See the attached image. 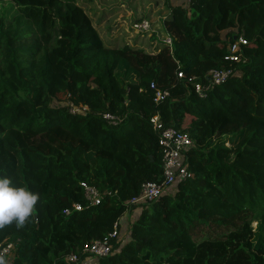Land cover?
I'll return each instance as SVG.
<instances>
[{
    "label": "trees",
    "instance_id": "1",
    "mask_svg": "<svg viewBox=\"0 0 264 264\" xmlns=\"http://www.w3.org/2000/svg\"><path fill=\"white\" fill-rule=\"evenodd\" d=\"M5 1L0 176L39 194L22 227L0 228V245L13 244L7 264H67L122 225L141 185L162 178L155 114L192 140L189 176L142 204L97 264H264V0L168 5L171 46L155 53L107 46L74 0ZM212 70L233 73L212 86ZM151 82L169 96L155 102ZM81 182L102 193L99 204Z\"/></svg>",
    "mask_w": 264,
    "mask_h": 264
},
{
    "label": "built area",
    "instance_id": "2",
    "mask_svg": "<svg viewBox=\"0 0 264 264\" xmlns=\"http://www.w3.org/2000/svg\"><path fill=\"white\" fill-rule=\"evenodd\" d=\"M174 4H179L187 6L191 0H172ZM175 5V6H177ZM133 30L136 33L145 34L149 32L150 25L147 20L139 21L133 24ZM141 35V36H143ZM168 38L165 40L161 39V42L168 47L171 46V38L167 35ZM245 39L240 36L237 41L230 47V59L238 60L236 52L241 48L242 45H245ZM231 70H212L210 71V81L212 86L218 85L222 82H225L230 75H232ZM179 77H183L181 72L178 73ZM150 90L154 92V101L158 102L165 99L169 96L167 91H162L158 89L154 82H151L149 85ZM203 88L199 85L196 86V92L201 95ZM69 112L83 113L88 108L87 106L79 105L75 106L72 103H67ZM105 120L112 124H116V118L111 114L105 113L102 115ZM150 122L153 125V128L159 133V145L161 147L162 154V178L158 182H145L141 185L140 193L137 197H133L127 204L136 205V209H141V205L156 200L164 193H173V186H175L180 181L185 180L189 176L186 165V154L193 147V142L190 137L174 128H162L160 117L158 114L153 115L150 118ZM80 186L83 190V196L85 200L91 204H99L102 199V193L92 185H88L84 182L80 183ZM72 209L75 211L81 210V205L78 203L72 204ZM71 210L65 209L63 213L68 215ZM122 228L124 229L122 231ZM127 236V229L125 225L119 226V221L115 222L113 225L112 231L108 235V239L99 241L95 240L85 247L82 255H77L71 253L65 257L67 264H97L98 260L102 257L108 256L112 253V246L109 243V239L115 243L124 242ZM12 249L13 244L7 243L6 245H0V255L4 259L10 260L12 258Z\"/></svg>",
    "mask_w": 264,
    "mask_h": 264
},
{
    "label": "rangeland",
    "instance_id": "3",
    "mask_svg": "<svg viewBox=\"0 0 264 264\" xmlns=\"http://www.w3.org/2000/svg\"><path fill=\"white\" fill-rule=\"evenodd\" d=\"M74 2L90 18L107 46L119 47L128 44L154 53L164 45L161 39L168 38V34L163 30L164 21L171 13L168 5H177L172 0H74ZM9 5V2L0 0V14L8 15L11 11ZM143 20H147L150 25L149 32L144 35L136 33L132 28L133 24ZM174 190L175 186L173 192ZM134 214H137V210ZM251 226L255 229L257 222H253Z\"/></svg>",
    "mask_w": 264,
    "mask_h": 264
},
{
    "label": "clouds",
    "instance_id": "4",
    "mask_svg": "<svg viewBox=\"0 0 264 264\" xmlns=\"http://www.w3.org/2000/svg\"><path fill=\"white\" fill-rule=\"evenodd\" d=\"M39 194L23 186L13 185L10 178L0 176V228L15 222L22 227L35 211ZM0 264H7L0 257Z\"/></svg>",
    "mask_w": 264,
    "mask_h": 264
},
{
    "label": "crops",
    "instance_id": "5",
    "mask_svg": "<svg viewBox=\"0 0 264 264\" xmlns=\"http://www.w3.org/2000/svg\"><path fill=\"white\" fill-rule=\"evenodd\" d=\"M136 210H137V214L135 215L134 211H136ZM139 213H140V209L137 208V209L132 210L130 213L123 214L120 217V220H121V222H123L122 223L123 225L127 224V222H128V224L125 226L126 229H127V226L137 217V215H139ZM123 230L124 229L122 228V231Z\"/></svg>",
    "mask_w": 264,
    "mask_h": 264
}]
</instances>
